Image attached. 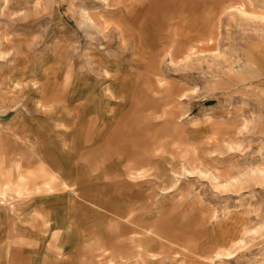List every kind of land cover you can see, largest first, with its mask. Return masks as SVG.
<instances>
[{
    "label": "rangeland",
    "instance_id": "rangeland-1",
    "mask_svg": "<svg viewBox=\"0 0 264 264\" xmlns=\"http://www.w3.org/2000/svg\"><path fill=\"white\" fill-rule=\"evenodd\" d=\"M62 188L139 222L84 203L90 264H264V0H0V264L39 231L20 202Z\"/></svg>",
    "mask_w": 264,
    "mask_h": 264
},
{
    "label": "crops",
    "instance_id": "crops-1",
    "mask_svg": "<svg viewBox=\"0 0 264 264\" xmlns=\"http://www.w3.org/2000/svg\"><path fill=\"white\" fill-rule=\"evenodd\" d=\"M34 141L36 142L37 146H39V143L35 140V138H34ZM39 149L46 151L42 146H40ZM50 163H51V161H50ZM129 171H131L133 173L132 168L129 169ZM60 173L63 175V179L70 182V179L65 176V173H63V172H60ZM64 190L65 189L62 188V189L58 190L59 192L57 191L56 194L43 192V194H40V195L38 194V196L33 198L32 200L26 199L25 201L20 202L21 205L26 208L25 210H27V212L29 213L28 220L38 223L39 231L35 232V234H34L35 238H33V239L28 238L27 240H29V241H26L24 243L23 250H22L23 251L22 257L20 256V253L18 250H13L14 248L12 246L10 248L7 246L4 247L5 252H6L5 255L10 257L5 264H8L9 262H11V260H12V263L20 264L17 261L18 259L22 260V264H41L40 251L42 249H40V248H39V250L37 249L38 244L42 240V237L44 235V229L47 227H50V226H53V228H54V226L57 224L58 225L61 224V225L66 226V227L69 226L71 228L70 234L72 235L71 241L73 242V244L69 243L66 246L67 247L68 246L75 247V249L73 250V254H72L73 256L70 259H66L63 261L64 258L62 256L63 255L66 256L65 255V253H66L65 249L66 248L64 247V242L61 240L59 243L50 244V239L47 238L49 240V242L46 244V248L44 250V252L48 256L47 259L45 260L46 264H58V262H60V261L66 262V263H62V264H90L88 261H90L91 259H94V258H98L101 255L100 253L105 248V244L107 241V240H104V238H102V237L101 238L96 237V238L92 239L93 235L88 237L86 235V233L84 232L85 229H88L89 224H90V228L93 229V231L96 233L95 223L96 222H98V223L104 222L102 220H97L98 216H100V217L103 216V214H102L103 212L98 213L94 210L93 211L91 210L92 208L97 210L95 208L96 205L100 209L101 208L102 209H108L106 211L105 215L109 219V222L115 221V222L120 223L122 219H125L127 217L128 222L129 223L131 222V224L126 223L128 225V227H130L134 224L136 225L137 223H139L137 220H135L134 216H132V215L129 216L130 214H128V211H127L128 210L127 207L129 204L126 203L125 205L119 207L121 205V203H125V201L129 200L126 197V195L117 198V203L115 202L117 205L109 203V207H103L102 205L98 204L101 200L98 199L97 197H95V200L98 203H96L95 201L91 202L88 199H86L85 196H82L77 189L71 188V193H74V197L77 196L79 198V203H76V205H75V204H73L72 201H70V198H68L67 195H63V193H65ZM66 192H67V190H66ZM43 197L47 198L49 203L47 202L48 203L47 205L44 204L45 206L48 207V208H46L47 212L45 213L46 214L45 217H43V219H40L39 215L37 213V210L39 208L38 206L41 204H38L37 202L39 200H42ZM87 201H89L91 203V205H90L91 207L89 205L84 204V203H87ZM42 203H44V202H42ZM10 208L5 207V206H0L1 224L4 222H7L10 226L11 220L14 219V218H12V216H10V214H11ZM83 209H88V211L86 210L87 212H85V210H83ZM150 216H152V215H150ZM145 220H146L145 221L146 225H151L152 223H154V221L152 222L153 219L152 220H151V218L147 219V216L145 217ZM8 224H6V225H8ZM126 224H124V225H126ZM110 225H111V223H109L108 227ZM120 225H122V223L117 224V227L119 228ZM113 229H115V228H113ZM151 229H149V228L144 229L146 231L144 234L145 239H147L146 241H150V243H151L152 237L150 235H148L147 232L148 231L149 232L154 231ZM129 230H130V228H129ZM130 232H131V230H130ZM155 233H156V231H155ZM159 235L162 236V234H159ZM61 237H62V235H61ZM68 238H69L68 236L65 237V239H68ZM87 241L88 242L90 241V243H88V246L84 249L83 254L81 252V254L83 255L82 259H80V260H78V262H76L77 256L79 255L78 253L82 250L81 249L82 246ZM32 247H33V251L31 249ZM116 264H122V262L116 263ZM127 264H129V262Z\"/></svg>",
    "mask_w": 264,
    "mask_h": 264
},
{
    "label": "bare ground",
    "instance_id": "bare-ground-1",
    "mask_svg": "<svg viewBox=\"0 0 264 264\" xmlns=\"http://www.w3.org/2000/svg\"><path fill=\"white\" fill-rule=\"evenodd\" d=\"M6 1H8V0H6ZM232 8H234V7H232ZM231 9V8H230ZM237 9V8H236ZM238 11H241L242 12V10L241 9H237ZM85 11V10H84ZM83 13V12H82ZM84 14L85 15H87V14H89V12L88 11H85L84 12ZM87 16H89V15H87ZM83 17H85V16H83ZM88 18V17H87ZM91 17H89V19H90ZM91 20V19H90ZM148 235H150L151 237H152V240H151V243H150V241H148L149 242V244L148 245H146V247H148L149 248V245H151V244H162V240H164V236L162 237L161 235H158L157 233H155V232H148L147 233ZM171 244H173V242H171ZM163 245H166V244H163ZM148 252H150V250H148ZM128 262H125L124 264H127ZM123 264V263H122Z\"/></svg>",
    "mask_w": 264,
    "mask_h": 264
}]
</instances>
